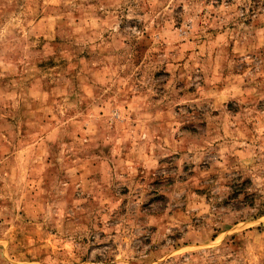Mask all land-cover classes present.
I'll list each match as a JSON object with an SVG mask.
<instances>
[{
    "label": "rangeland",
    "instance_id": "rangeland-1",
    "mask_svg": "<svg viewBox=\"0 0 264 264\" xmlns=\"http://www.w3.org/2000/svg\"><path fill=\"white\" fill-rule=\"evenodd\" d=\"M0 264H264V0H0Z\"/></svg>",
    "mask_w": 264,
    "mask_h": 264
}]
</instances>
